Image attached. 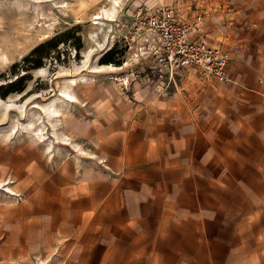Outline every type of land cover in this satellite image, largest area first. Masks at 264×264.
Wrapping results in <instances>:
<instances>
[{"label":"crops","instance_id":"obj_1","mask_svg":"<svg viewBox=\"0 0 264 264\" xmlns=\"http://www.w3.org/2000/svg\"><path fill=\"white\" fill-rule=\"evenodd\" d=\"M147 1L219 47L230 80L180 69L148 109L114 111L106 168L66 185L63 264H264V0Z\"/></svg>","mask_w":264,"mask_h":264},{"label":"rangeland","instance_id":"obj_2","mask_svg":"<svg viewBox=\"0 0 264 264\" xmlns=\"http://www.w3.org/2000/svg\"><path fill=\"white\" fill-rule=\"evenodd\" d=\"M113 2L0 0V264H63L66 185L106 168L97 131L118 122L114 111L148 109V93L160 90L152 59L122 24L148 1L117 0L111 20L94 23ZM40 44L45 54H31ZM110 49L120 64L101 62ZM67 91L76 99L66 105ZM55 108L59 139L44 117Z\"/></svg>","mask_w":264,"mask_h":264},{"label":"built area","instance_id":"obj_3","mask_svg":"<svg viewBox=\"0 0 264 264\" xmlns=\"http://www.w3.org/2000/svg\"><path fill=\"white\" fill-rule=\"evenodd\" d=\"M131 43L151 58L150 73L159 84L177 70L195 67L217 81L230 80L227 55L206 40L190 35V22L178 18L166 5H138L122 19Z\"/></svg>","mask_w":264,"mask_h":264},{"label":"bare ground","instance_id":"obj_4","mask_svg":"<svg viewBox=\"0 0 264 264\" xmlns=\"http://www.w3.org/2000/svg\"><path fill=\"white\" fill-rule=\"evenodd\" d=\"M114 2L112 3L113 5L111 6V8H109V9H104V11H105V14L107 15V17H105V16H103V15H101L100 13H98L94 18L95 19H97V20H95L94 21V23H98V24H103V20L104 19H108V20H111V11H113L114 10V8H115V4H116V1L117 0H113ZM100 56H102V53H100L99 54V57ZM108 65V64H107ZM112 68H115V67H113L112 66ZM114 79L116 80L117 78L116 77H114ZM77 82H76V78H72L71 79V82L70 83H68V85H67V87H68V89H73V86L76 84ZM75 99H76V96L72 93V92H69V91H67L66 93H65V98L63 99V100H65V104L67 105V104H69V103H72L73 101H75ZM59 112H60V110L58 109V108H55V109H53L51 112H50V114H47V115H45L44 117H46L48 120H49V124H50V128H51V130H53L54 128H55V123H54V119H56V116H58V114H59ZM43 117V118H44ZM42 124H44V123H46L44 120H42V122H41ZM33 129H35V126H33V127H31L30 128V130H33ZM47 129H49V127L47 126ZM53 133H54V135H55V137L56 138H58V135H57V133H55L54 132V130L52 131ZM52 137H53V135H49L47 138H49V140H51L50 141V143H54V140L52 139ZM46 138V137H45ZM44 138V139H45ZM59 139V138H58ZM66 143V142H65ZM68 143H70V142H68ZM48 151L49 152H51V150H49L50 149V144H48Z\"/></svg>","mask_w":264,"mask_h":264},{"label":"trees","instance_id":"obj_5","mask_svg":"<svg viewBox=\"0 0 264 264\" xmlns=\"http://www.w3.org/2000/svg\"><path fill=\"white\" fill-rule=\"evenodd\" d=\"M44 46V44H40L38 45L37 47H35L31 54H36V53H39V57H41V55H44L45 54V51H42L41 52V49L42 47ZM41 52V53H40ZM114 53V50L110 49L108 50L107 52H105L102 57H101V62H105V63H116V64H120V60H117V59H113L112 57V54ZM26 59H28V56L26 57Z\"/></svg>","mask_w":264,"mask_h":264}]
</instances>
